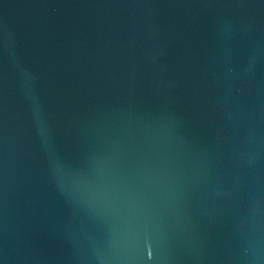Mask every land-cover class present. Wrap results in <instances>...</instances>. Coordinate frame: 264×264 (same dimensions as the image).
<instances>
[{
	"label": "water",
	"instance_id": "obj_1",
	"mask_svg": "<svg viewBox=\"0 0 264 264\" xmlns=\"http://www.w3.org/2000/svg\"><path fill=\"white\" fill-rule=\"evenodd\" d=\"M0 264H264V0H0Z\"/></svg>",
	"mask_w": 264,
	"mask_h": 264
}]
</instances>
